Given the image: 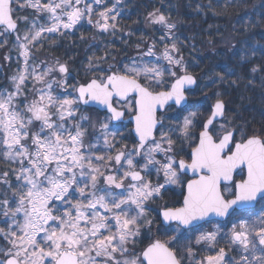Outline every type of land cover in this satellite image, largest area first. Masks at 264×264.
<instances>
[{
    "label": "snow or ice",
    "instance_id": "obj_1",
    "mask_svg": "<svg viewBox=\"0 0 264 264\" xmlns=\"http://www.w3.org/2000/svg\"><path fill=\"white\" fill-rule=\"evenodd\" d=\"M27 2L46 23L37 18L23 37L16 35L23 66L11 77L12 90L0 91V163L7 166L0 172V240L6 244L0 264H264V130L248 134L231 121L221 123L225 104L219 98L205 121L190 111L178 127H165L158 110L185 104L186 90L196 84L183 57L173 55L175 42L165 45L162 57L180 75L133 60L115 71H94L68 92L67 65L57 61L38 71L29 64L28 46L82 21L114 32L120 12L113 5L93 20V4L103 0ZM15 3L0 0V35L16 31ZM149 18L169 35L176 27L158 10ZM154 47L143 55L155 56ZM166 71L174 82L159 91ZM86 106H100L106 115L95 122ZM126 116L134 122L132 148L121 135ZM177 140L189 143L187 160L178 158ZM172 185L182 201L156 210L157 230L168 238L154 239L149 204ZM142 233L149 243L138 251ZM193 242L204 252L198 259Z\"/></svg>",
    "mask_w": 264,
    "mask_h": 264
},
{
    "label": "trees",
    "instance_id": "obj_2",
    "mask_svg": "<svg viewBox=\"0 0 264 264\" xmlns=\"http://www.w3.org/2000/svg\"><path fill=\"white\" fill-rule=\"evenodd\" d=\"M113 5L120 12L114 32L100 31L82 21L62 36L44 33L39 41L28 46L29 64L38 65V71L55 65L57 61L67 64L68 92H72L71 86L86 82L94 71L108 70L109 66L115 71L133 60L158 63L162 68L180 75L182 70L169 65L162 57L165 45L175 42L179 52L173 55L177 58L182 56L188 73L197 76L196 90L201 98L210 105L217 98L226 103L225 120L231 121L230 127L242 128L248 134L264 130V0H103L100 5L93 4L92 19L97 18L96 13ZM13 8L19 28L13 34L0 35V91L12 90L11 77L23 65L16 35L23 37L25 31L31 28L30 22L37 18L40 23H46L44 16L31 8L27 0H18ZM157 10L176 25L171 35L163 26L150 22L149 14ZM153 44L155 56H144ZM157 57L160 59L157 60ZM253 67L259 70L253 73ZM53 75L60 78L58 72ZM173 79L166 71L161 88H167ZM84 111L95 122L106 115L95 108L85 107ZM121 135L126 137L123 143L129 148L136 144L130 125L122 129ZM6 167L0 163V172ZM11 178L15 182L14 177ZM150 178L153 183L157 182L155 175ZM179 192L177 187H168L162 200L150 202L154 224L148 235L152 238H168L157 230L160 216L156 210L163 204L177 206ZM0 243L5 244V241L0 240ZM148 243L142 233L137 250ZM219 246L228 251L225 241L222 240ZM192 247L197 259L204 255L194 242ZM229 255H235V251Z\"/></svg>",
    "mask_w": 264,
    "mask_h": 264
},
{
    "label": "flooded vegetation",
    "instance_id": "obj_3",
    "mask_svg": "<svg viewBox=\"0 0 264 264\" xmlns=\"http://www.w3.org/2000/svg\"><path fill=\"white\" fill-rule=\"evenodd\" d=\"M174 79L170 82V84L173 83ZM198 82H199V80H198ZM170 84H169V86H170ZM169 86L167 88H159L157 90H159V91L168 90ZM197 86H198V84H197ZM197 86L193 89L186 90L188 99L184 105L176 106L174 104H170L166 107V109L164 111H159L158 117L163 118V123H164L165 127H178L182 123L183 118L185 116H187L190 111H197L198 110L199 114H198L197 120L199 122H203L209 117L210 111H211L210 106L212 107L216 101L212 105L208 104L207 100L202 99L200 92L196 90ZM101 112H104L106 114L105 111H101ZM225 116H226V113H225ZM125 118H128V117L126 116ZM220 122L221 123L225 122V117L223 119H221ZM123 123L125 125H130V129H131V132L133 134L132 130L134 127V123L133 122L128 123L125 121H123ZM199 130H200L199 126L197 125L195 132L198 133ZM156 135H157V138H159V128L157 130ZM133 137H134L135 141L137 142L136 137L134 135H133ZM173 139H176V135H173ZM194 144H195V142H193L191 146L194 147ZM175 147H176V151L179 153L178 158H183V159L187 160L188 159V153L191 151V147L189 146V143H187V142L181 143L180 140H177ZM181 149H183V151H181ZM188 176L191 177V174L188 173ZM159 182L163 183V180L161 179ZM169 187H176V186L172 185ZM179 191H180V189H179ZM181 201H182V197L180 196V199L178 200L179 204L177 206H173V207H179ZM257 208H259V206H257ZM213 220H219V219H213ZM213 226L214 225H205L206 229L209 228L208 230H212V229H210V227H213ZM222 230L227 231L228 229L223 228Z\"/></svg>",
    "mask_w": 264,
    "mask_h": 264
},
{
    "label": "water",
    "instance_id": "obj_4",
    "mask_svg": "<svg viewBox=\"0 0 264 264\" xmlns=\"http://www.w3.org/2000/svg\"><path fill=\"white\" fill-rule=\"evenodd\" d=\"M13 18L15 19V17L13 16ZM15 21H16V24H17V28H16V31L18 30V28H19V22L15 19ZM15 31V32H16ZM14 32V33H15ZM10 34H13L12 32H9ZM62 64H65V63H62ZM67 65V64H66ZM67 67H68V65H67ZM189 74H191L194 78H195V80H196V84L195 85H193L192 87H191V89H193V88H195L196 86H197V84H198V78H197V76H195L194 74H192V73H189ZM174 82V81H173ZM162 91H164V90H162ZM186 103V102H185ZM170 104H172V102H169V105ZM224 104H225V113H226V103L224 102ZM182 105H184V104H182ZM182 105H179V106H182ZM168 105H166L163 109H160V110H158V112H157V116H158V113H159V111H164L165 109H166V107H167ZM87 107V106H86ZM89 108H95V109H98V110H100V106H90ZM100 111H103V110H100ZM221 119H223V118H221ZM124 121L125 122H132V121H130L128 118H125L124 119ZM134 123V122H133ZM158 128H159V125H158ZM133 129H134V127H133ZM133 135H134V132H133ZM135 136V135H134ZM137 139V138H136ZM189 174H191L190 172H189ZM192 175V174H191ZM212 219H220V218H217V217H213ZM155 239H159V238H155Z\"/></svg>",
    "mask_w": 264,
    "mask_h": 264
},
{
    "label": "rangeland",
    "instance_id": "obj_5",
    "mask_svg": "<svg viewBox=\"0 0 264 264\" xmlns=\"http://www.w3.org/2000/svg\"><path fill=\"white\" fill-rule=\"evenodd\" d=\"M88 1H91L92 2V0H88ZM15 40H17V39H15ZM62 64V63H61ZM23 66V65H22ZM21 66V67H22ZM37 87H39V85H37ZM28 88L29 89H31V82H29V84H28ZM58 90V89H57ZM87 114V113H86ZM88 115V114H87ZM153 176V175H152ZM209 228H207V230H208ZM0 245H2V246H6V244H2V243H0Z\"/></svg>",
    "mask_w": 264,
    "mask_h": 264
}]
</instances>
